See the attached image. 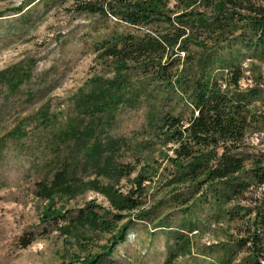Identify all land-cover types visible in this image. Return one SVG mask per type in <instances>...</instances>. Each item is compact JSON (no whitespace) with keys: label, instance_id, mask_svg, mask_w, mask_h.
<instances>
[{"label":"rangeland","instance_id":"374dc122","mask_svg":"<svg viewBox=\"0 0 264 264\" xmlns=\"http://www.w3.org/2000/svg\"><path fill=\"white\" fill-rule=\"evenodd\" d=\"M109 1L0 0V264H84L89 254L107 247L113 252L105 257L116 264H164L173 252L178 255L171 264H246L248 250L238 249L237 243L254 229L264 185L253 182L244 195L223 202L208 185L195 193L198 187L168 184L176 171L171 158L177 145L163 132L161 120L168 115L186 121L192 107L183 88H168L153 70L145 74L149 66L120 71L126 74L122 88L110 89L109 82L120 74L105 55V43L150 26L126 22ZM250 38L257 39L245 27L209 53L239 63L245 73L242 90L257 92L251 99L261 120L242 150L264 158V47H251ZM189 50L191 56L202 53L195 44ZM99 83L109 94L99 93L104 110L78 108L79 99L100 89ZM109 98L122 102L106 105ZM70 118L83 119L81 129L90 127V136L59 138ZM112 139L121 140L112 157L114 166L124 169L120 176L114 169L99 174L87 157L93 144L107 146ZM109 155L107 150L102 158ZM63 167L79 182L72 183L70 192L44 197L41 185H52ZM140 174L147 179L143 204L135 210L119 212L97 189L128 192ZM242 176L253 181L248 173ZM51 207L64 217L47 218ZM83 208L108 218L110 228L75 224L63 231ZM121 231L125 240L114 243Z\"/></svg>","mask_w":264,"mask_h":264},{"label":"trees","instance_id":"16d2710c","mask_svg":"<svg viewBox=\"0 0 264 264\" xmlns=\"http://www.w3.org/2000/svg\"><path fill=\"white\" fill-rule=\"evenodd\" d=\"M113 0L108 4L122 15L128 23L150 26L141 33H120L113 38V43H105L103 49L106 57L112 58L120 71L131 67H147L145 74L153 70L154 76L162 80L168 88H183L186 101L192 107L190 117L184 121L180 117L164 115L163 132L177 146L175 156L171 158L176 171L168 180V184L179 187L188 185L195 193L199 187H213L212 194L223 202L234 200L249 189L252 183L264 185V158L247 154L242 150L246 136L254 131L255 123L259 122L257 110H254L252 96L257 95L254 89L242 90V79L245 77L243 67L229 59H215L213 48L225 43L237 32L248 27L257 38L249 39L251 47H264V4L258 0ZM115 3V5H114ZM195 44L202 49L200 55H190L189 45ZM249 48V47H248ZM183 53V55H182ZM196 61L194 68L188 65ZM217 68L214 69L215 63ZM217 70V71H216ZM120 74L117 81H110L109 87L122 88L125 77ZM125 78V79H124ZM91 93L82 96L77 107L93 113L103 109V96L108 94L105 85L99 83ZM115 92V91H114ZM111 96V95H110ZM122 102L121 98H109L108 102ZM68 130L61 131L57 136L63 140L70 137L90 136V127L83 131V119L70 118ZM121 145L120 139H112L108 145L96 142L89 147L87 157L96 164L98 173L114 169L119 176L123 168L115 167L112 157ZM109 150L105 160L103 154ZM251 160L250 168L247 161ZM61 161V160H60ZM101 168L100 165L104 162ZM61 163V162H60ZM59 163V164H60ZM63 167L57 170L52 185L42 184L41 189L46 198L57 193L73 190L72 183L78 181L74 173L69 174ZM250 174L253 181L244 179L242 175ZM147 177L140 174L135 188L128 192L116 190L114 187L101 186L99 191L105 193L111 206L119 212L135 210L143 204V183ZM79 182V181H78ZM221 184V187L218 188ZM175 190V187H173ZM180 197L175 194L174 197ZM193 197V196H192ZM189 198L186 202L190 201ZM46 217L56 219L64 217L55 208L46 210ZM117 215V219L122 216ZM232 215V212H231ZM89 225L94 230L110 228V220L93 209L83 208L73 215L65 226ZM253 230L238 241V249L248 250L246 264H264V196L258 213L253 220ZM125 234L121 231L114 239L124 241ZM24 242L23 245H28ZM184 247H180L184 250ZM230 251V250H229ZM113 247H107L102 253L89 254L84 264H116L115 260L106 258L112 255ZM234 253L233 249L230 251ZM177 253H170L164 264H171Z\"/></svg>","mask_w":264,"mask_h":264}]
</instances>
